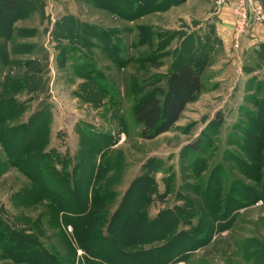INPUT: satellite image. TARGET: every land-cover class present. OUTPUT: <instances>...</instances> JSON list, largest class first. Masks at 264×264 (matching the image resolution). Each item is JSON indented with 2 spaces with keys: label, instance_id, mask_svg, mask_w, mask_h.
Masks as SVG:
<instances>
[{
  "label": "rangeland",
  "instance_id": "1",
  "mask_svg": "<svg viewBox=\"0 0 264 264\" xmlns=\"http://www.w3.org/2000/svg\"><path fill=\"white\" fill-rule=\"evenodd\" d=\"M32 1L30 9L21 6L8 19V36L0 27V50L5 47L9 61L0 63V84L7 78L9 85H21L1 96L13 101L15 108L11 103L5 107L17 113L4 124L16 126L36 112L48 114L42 150L57 155L64 170L75 173L74 182H90L81 183L80 194L86 192L89 199L93 191L105 195L106 202L95 210L102 217L96 224L101 232L107 233L108 220L131 183L151 178L154 192L143 208L145 217L180 209L187 216L181 229H199L197 237L204 241L166 264H264V62H249L255 71L238 80L233 68L234 87L222 84L226 69H208L223 63L212 53L217 39L211 30L198 34L197 24L209 7L204 0L162 10L143 11L140 5L138 15L131 8L126 16L119 0H76L79 15L61 19L54 0ZM187 60L199 74V95L169 131L141 138L131 115L134 103L150 83L164 86L167 74ZM27 61L31 64L24 65ZM195 143L199 149L193 151L189 145ZM254 154L261 160L257 172ZM0 163L5 164L1 220L37 236L63 264H106L79 248L71 225L54 223L50 202L22 198L33 185L6 165L1 146ZM55 166L62 171L59 163ZM41 186L65 194L57 181H41ZM0 264L29 263L3 259L0 252Z\"/></svg>",
  "mask_w": 264,
  "mask_h": 264
},
{
  "label": "trees",
  "instance_id": "2",
  "mask_svg": "<svg viewBox=\"0 0 264 264\" xmlns=\"http://www.w3.org/2000/svg\"><path fill=\"white\" fill-rule=\"evenodd\" d=\"M185 1L119 0L118 8L125 16L129 13V9L134 8V14L138 15L142 11L141 6L143 11L150 7L162 10ZM32 4V0H0V27L4 30L5 36H8L10 32L11 24L8 19L18 13L21 6L24 10H28ZM139 30L141 38L145 41V29L140 27ZM0 53V63L8 65L5 47L0 50ZM27 62L24 65L31 64L30 61ZM22 75L25 76L24 73ZM18 78L19 81L22 80V76ZM148 86L150 90L134 103L131 110L133 120L140 126V137L146 140L169 131L186 105L197 98L202 88L199 74L190 60L176 65L175 69L167 74L164 86L155 83H150ZM17 88H21L19 83L9 85L6 78L0 84V90H2L0 97L18 90ZM1 98L0 146L6 155V165L22 172L33 185L29 191L22 194V198L33 202H50L56 210L54 223L60 221L64 225H71L79 248L87 252L90 257L106 264H166L175 258L181 259L187 252L203 244V239L197 237L202 234V231L198 229L199 231L186 233L181 229L180 222H183L187 216L180 209L174 212L161 211L153 218L145 217L143 208L148 202L149 195L154 192L151 178L141 183L136 179L131 183L118 208L108 220L107 233L101 232L96 224H100L102 217L99 213L96 214L95 210L98 205L106 202L105 195L93 191L89 199L86 192L80 194L81 183L86 186L90 182L81 180L74 182L72 177L75 173L66 172L57 155L42 150L48 114L36 112L27 123L10 127L4 123L11 122L17 113L15 109L5 107L8 103L13 106V101L9 102ZM13 107L15 108L16 105ZM262 138L261 134L259 142ZM198 146V143H195L189 145V148L194 151L199 149ZM259 147L260 143L256 150H259ZM253 156L259 158V153L258 156L256 154ZM260 161L259 158L255 162V172L258 171ZM55 163L61 165V172L57 171ZM4 169L5 164L0 163V172ZM99 175L98 169L95 176L96 182ZM91 178L92 176L89 180ZM50 180L59 182L65 194H59V189L54 186L46 187L47 192L42 191L41 181ZM72 181L74 185H71ZM129 221L130 224H128ZM127 224L125 229H118ZM8 233L10 234L7 235ZM24 234L22 230L10 227L7 222L0 219V252L3 259L22 260L29 264H63L54 252L42 245L37 236ZM98 244L106 245L108 250H104L102 245ZM145 245L150 248L139 249Z\"/></svg>",
  "mask_w": 264,
  "mask_h": 264
},
{
  "label": "crops",
  "instance_id": "3",
  "mask_svg": "<svg viewBox=\"0 0 264 264\" xmlns=\"http://www.w3.org/2000/svg\"><path fill=\"white\" fill-rule=\"evenodd\" d=\"M189 1L190 0H186L184 3ZM204 1H206L209 7L203 12L205 13V17L200 20V24H197L198 34L203 37L207 33L206 30H211V33H213V36L217 39V44L214 46L215 49L213 48L212 53L216 54L217 57L220 56V62H223L221 65L215 64V67L210 66L208 69H226L227 73L225 74L222 84L226 85L228 83V85L230 84L231 87H234L235 83L232 81V74H230L229 71L232 72V69L236 68L237 77L235 76V78L238 80L239 75L242 77L243 75L249 76L255 71L254 68H250L247 65L249 62H264V24H254L250 27L247 34L242 39L239 49H233L232 44H230L233 24L231 12L233 1H229L220 7L215 6V0ZM253 1L264 8V0ZM52 5H54L58 19L69 15H79L76 8V0H54ZM201 21H205V23ZM257 66L259 67V65ZM218 80L219 79L216 78L213 79L215 86L218 84Z\"/></svg>",
  "mask_w": 264,
  "mask_h": 264
},
{
  "label": "built area",
  "instance_id": "4",
  "mask_svg": "<svg viewBox=\"0 0 264 264\" xmlns=\"http://www.w3.org/2000/svg\"><path fill=\"white\" fill-rule=\"evenodd\" d=\"M229 1H233L231 44L237 49L250 27L254 24H264V11L261 5L253 0H215V6L220 7Z\"/></svg>",
  "mask_w": 264,
  "mask_h": 264
}]
</instances>
